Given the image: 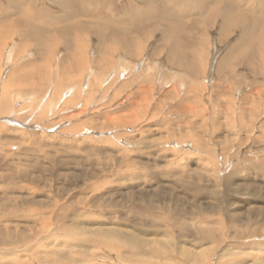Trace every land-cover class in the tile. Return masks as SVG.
Here are the masks:
<instances>
[{"label": "rangeland", "instance_id": "obj_1", "mask_svg": "<svg viewBox=\"0 0 264 264\" xmlns=\"http://www.w3.org/2000/svg\"><path fill=\"white\" fill-rule=\"evenodd\" d=\"M0 76V264H264V0H0Z\"/></svg>", "mask_w": 264, "mask_h": 264}, {"label": "bare ground", "instance_id": "obj_2", "mask_svg": "<svg viewBox=\"0 0 264 264\" xmlns=\"http://www.w3.org/2000/svg\"><path fill=\"white\" fill-rule=\"evenodd\" d=\"M25 7V6H24ZM245 18V17H244ZM17 22V21H16ZM252 22V21H251ZM15 23V22H14ZM13 23V24H14ZM115 23V22H114ZM256 23V22H255ZM254 23V24H255ZM59 24V23H58ZM228 24V20L227 21H224L223 22V25H224V27H223V29H222V32L225 30V27H226V25ZM15 25H17L16 23H15ZM105 26H107V25H105ZM258 26V25H257ZM15 27V26H14ZM6 28V27H5ZM227 30V29H226ZM41 31V30H40ZM104 31V30H103ZM99 32V31H98ZM225 32V31H224ZM22 33L24 34V37H26V38H29V39H32V34H33V32H32V30H31V28L29 29V28H27V29H25V30H22ZM97 34V33H96ZM249 34V33H248ZM101 35V34H100ZM243 35V34H242ZM99 36V35H98ZM102 36V35H101ZM39 37V36H38ZM19 40V39H18ZM37 40V39H36ZM247 40V39H246ZM47 41V40H46ZM125 39H121V42H122V44L124 45L125 44ZM137 41V40H136ZM59 42V41H58ZM38 43V45L39 46H41L42 45V43L41 44H39L40 42H37ZM81 43V42H80ZM119 43V42H118ZM77 45H78V43H77ZM126 45H128V44H126ZM83 46V45H82ZM79 47V46H78ZM76 48V47H75ZM85 48V47H84ZM77 49V48H76ZM75 49V50H76ZM80 50V49H79ZM79 52H81V51H79ZM76 53H78V52H76ZM108 55V54H107ZM94 56V55H93ZM78 57V56H77ZM79 58V57H78ZM145 58V57H144ZM76 59V58H75ZM82 59V58H81ZM80 59V60H81ZM78 61H79V59H78ZM125 61V60H124ZM145 61V60H144ZM42 63V62H41ZM148 63V62H147ZM160 63V62H159ZM129 64V63H128ZM161 64V63H160ZM251 64V63H250ZM73 65V64H72ZM147 65V64H146ZM154 65V64H153ZM2 66V65H1ZM145 66V65H144ZM174 67V66H173ZM222 67V66H221ZM118 69V68H117ZM147 69V68H146ZM151 69V68H150ZM154 69V68H153ZM76 70V69H75ZM87 71V70H86ZM123 71V70H122ZM128 72V71H127ZM139 72V71H138ZM118 73V72H117ZM31 74V73H30ZM80 74V73H79ZM89 74V73H88ZM140 74V73H139ZM1 75H2V73H1ZM146 76H148V75H146ZM1 77V76H0ZM32 77V76H31ZM178 77V76H177ZM176 77V78H177ZM161 78H163V77H161ZM32 79V78H31ZM18 80V79H17ZM144 80V79H143ZM148 80V79H147ZM8 82V81H7ZM13 82V81H12ZM156 82V81H155ZM19 83V82H18ZM70 84V83H69ZM140 84V83H139ZM164 84V83H163ZM53 85V84H52ZM60 86V85H59ZM176 86V85H175ZM55 87V86H54ZM208 89V88H207ZM146 90V89H145ZM171 90V89H170ZM30 92V91H29ZM117 92V91H116ZM10 94V93H9ZM97 94V93H96ZM118 94V93H117ZM11 95V94H10ZM7 96V95H6ZM15 96V95H14ZM146 96V95H145ZM31 98V97H30ZM147 98V97H146ZM3 100H4V98H3ZM51 100V99H50ZM142 100V99H141ZM9 101V100H8ZM130 101V100H129ZM147 103V102H146ZM37 106V105H36ZM49 107V106H48ZM50 108V107H49ZM134 111V110H133ZM54 112V111H53ZM132 113V112H131ZM133 115V114H132ZM134 117V116H133ZM137 118V117H136ZM8 119V118H7ZM13 119V118H12ZM9 120V119H8ZM129 121V120H128ZM134 122V121H133ZM92 124V123H91ZM131 126H133V125H131ZM42 204V203H41ZM217 207V206H216ZM197 209H198V207H197ZM202 209V208H201ZM212 209V208H211ZM187 221V220H186ZM47 222V221H46ZM210 226V225H209ZM207 228V227H206ZM198 231H197V235H200V236H198V238L200 237V238H202V239H204V240H212V239H214L215 237H213V234L211 233H207L208 231H206L207 229H197ZM210 230V229H209ZM216 231V230H215ZM108 232V231H107ZM146 239V238H145ZM215 240V239H214ZM127 243V242H126ZM132 245V244H131ZM132 249V248H131ZM137 250V249H136ZM196 252V251H195ZM201 253V252H200ZM200 256V255H199ZM184 260V259H183ZM210 264V263H209Z\"/></svg>", "mask_w": 264, "mask_h": 264}]
</instances>
